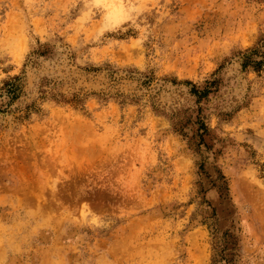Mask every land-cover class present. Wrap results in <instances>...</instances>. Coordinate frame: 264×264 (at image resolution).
<instances>
[{"label": "rangeland", "instance_id": "rangeland-1", "mask_svg": "<svg viewBox=\"0 0 264 264\" xmlns=\"http://www.w3.org/2000/svg\"><path fill=\"white\" fill-rule=\"evenodd\" d=\"M0 264H264V0H0Z\"/></svg>", "mask_w": 264, "mask_h": 264}, {"label": "trees", "instance_id": "trees-1", "mask_svg": "<svg viewBox=\"0 0 264 264\" xmlns=\"http://www.w3.org/2000/svg\"><path fill=\"white\" fill-rule=\"evenodd\" d=\"M18 78H13L12 81L5 82L3 84V88L5 89L6 93H12L13 96H16L20 91V85L17 82Z\"/></svg>", "mask_w": 264, "mask_h": 264}]
</instances>
